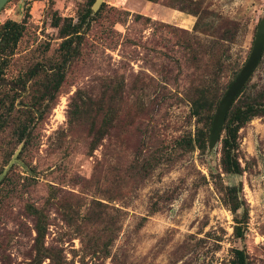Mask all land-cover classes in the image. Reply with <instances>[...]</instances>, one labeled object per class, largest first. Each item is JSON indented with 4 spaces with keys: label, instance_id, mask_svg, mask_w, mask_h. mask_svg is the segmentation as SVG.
I'll list each match as a JSON object with an SVG mask.
<instances>
[{
    "label": "rangeland",
    "instance_id": "374dc122",
    "mask_svg": "<svg viewBox=\"0 0 264 264\" xmlns=\"http://www.w3.org/2000/svg\"><path fill=\"white\" fill-rule=\"evenodd\" d=\"M86 2L9 0L0 11V26H24L0 78V99L14 101L0 106V173L21 144L24 164L0 181V264L32 259L27 205L47 215L53 257L41 264H230L235 249L264 264V116L239 131L240 175L222 171L220 141L210 153L181 145L201 127L190 114L191 88L207 80L223 94L250 53L264 0H104L54 99L31 105L35 83L57 59L55 19L76 22ZM231 24L238 35L228 47ZM212 52L225 60L221 71ZM31 69L37 75L16 89ZM121 81L120 120L91 152L85 129H69L71 101L111 95ZM248 85L264 92V52ZM26 108L35 120L24 146L16 129ZM150 157L149 171L134 169ZM228 186L241 188L248 210L242 238L222 203Z\"/></svg>",
    "mask_w": 264,
    "mask_h": 264
},
{
    "label": "trees",
    "instance_id": "16d2710c",
    "mask_svg": "<svg viewBox=\"0 0 264 264\" xmlns=\"http://www.w3.org/2000/svg\"><path fill=\"white\" fill-rule=\"evenodd\" d=\"M148 1L156 2L157 0ZM94 2L95 0H87L84 9L77 16L76 22H73L70 18L55 19L54 26L58 27L59 38L61 39L57 50V59L47 66L45 78L35 83L37 96L31 105H39L47 95H52L50 99H54L53 96L59 91L65 78L66 67L80 55L83 33L89 27V24L99 16L105 6V4H102L99 10L92 15L91 6ZM140 17L137 16L135 19H139ZM236 30L237 25L231 24L229 25V30L223 36L225 41L230 44L228 47L236 44L235 40L238 35ZM23 32L24 26L13 21H6L0 26V78L8 66L7 57L13 55ZM215 44L213 42V46ZM211 58L212 60L217 59L214 65L218 71H221L225 62L223 57L221 56L220 58L215 52H212ZM226 59H230L228 51H226ZM35 69L27 72L25 80L22 77L16 80V89H25L27 81L37 75ZM121 89H123V81L109 87V90L112 92L111 95L104 94L102 98L98 99L93 98L89 94L79 95L77 93L76 97L71 101V110L68 116L69 129H75L78 126L85 129L86 135L89 138V150L91 152L101 144L105 136L108 135L109 131L120 120V110L117 104L121 101ZM221 92L215 89L213 84L207 80L191 88L188 96L190 114L196 119L198 125L201 124V127L196 129L193 138L190 136L188 139L182 140L181 145L188 146V150L197 149L201 153L207 150L210 125L219 99L222 96ZM6 105L7 109L8 107L13 108V98L5 96L0 99V106L5 107ZM24 111H26V119L19 122L16 130L18 141L25 146L35 116L31 115V108H26ZM262 116H264V92H255V86H249L247 83L229 110L224 123V137L220 140V165L224 173L229 175H240L242 173L241 166L236 157L239 131L252 119ZM0 120H3V118ZM151 160V157L143 159L141 163L136 160V167L134 169L139 167L140 171H149L153 167ZM53 197L54 194H50V198L46 203L49 204ZM222 203L234 217L235 236L242 238L248 220V210L244 200L241 198V188L236 186L223 188ZM26 211L34 219L35 232L33 255L28 264H41L44 259L53 257L50 249L45 246L47 215L44 207H36L34 205H27ZM230 264H250V261L244 250L235 249L233 250Z\"/></svg>",
    "mask_w": 264,
    "mask_h": 264
},
{
    "label": "water",
    "instance_id": "95a60500",
    "mask_svg": "<svg viewBox=\"0 0 264 264\" xmlns=\"http://www.w3.org/2000/svg\"><path fill=\"white\" fill-rule=\"evenodd\" d=\"M9 2V0H0V11ZM104 0H95L91 6L92 15H94L102 5ZM264 52V18L260 19L253 44L250 53L242 65L241 69L233 79V81L227 86L222 96L219 99L218 105L215 109L213 119L210 125L209 138L207 144V152H212L221 139L224 123L229 110L234 104L235 100L239 96L244 86L251 80L253 74L258 68L262 55ZM22 144L18 147L17 151L13 154L12 158L6 165V167L0 173V181L6 176L11 167L15 164L24 166L23 162L17 159L18 153L21 150Z\"/></svg>",
    "mask_w": 264,
    "mask_h": 264
}]
</instances>
